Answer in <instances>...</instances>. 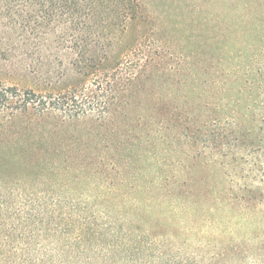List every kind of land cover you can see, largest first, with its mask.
Here are the masks:
<instances>
[{
  "label": "trees",
  "instance_id": "obj_1",
  "mask_svg": "<svg viewBox=\"0 0 264 264\" xmlns=\"http://www.w3.org/2000/svg\"><path fill=\"white\" fill-rule=\"evenodd\" d=\"M122 1L0 0V57L29 60L30 68L33 60L41 65L49 55L65 56L69 67L59 79L70 78L62 87L42 89L0 82V170L38 167L56 173L87 167L91 173L77 185L106 166L111 174V198L96 202L10 200L41 193L18 187L24 175L18 184L0 177V264H65L73 252H83L84 236L93 230H109V264H264V146L254 145L264 142L260 67L243 79L248 93L243 100L253 103L245 106L249 125L230 121L233 113L222 109L231 99L219 96L220 106L208 107L204 117L186 112L189 122L177 146L171 142L177 124L150 115L144 133L128 137L124 152L109 153L107 164L101 159L84 165L80 156L57 154L61 144L46 149L38 129L44 119L90 121L118 132L117 105L139 73L127 65L126 28L116 22L109 26V9L114 20L135 16V3L124 1L121 10ZM191 70L195 77V63ZM224 118L229 121L223 123ZM120 144L108 140L104 147L118 150ZM198 159L207 164L208 177L192 168ZM70 189L80 196L103 195ZM234 202L261 214L253 232L242 234L228 225L223 205L234 211ZM97 220L102 226L92 225Z\"/></svg>",
  "mask_w": 264,
  "mask_h": 264
},
{
  "label": "rangeland",
  "instance_id": "obj_2",
  "mask_svg": "<svg viewBox=\"0 0 264 264\" xmlns=\"http://www.w3.org/2000/svg\"><path fill=\"white\" fill-rule=\"evenodd\" d=\"M124 1L126 3L127 0ZM124 1L119 7L121 10ZM132 1L136 5L132 19L114 20L109 9V26L116 22L126 28L124 40L130 50L128 68L134 73L139 72L129 94L123 96L117 105L118 132L114 134L110 125L106 128L90 121L60 124L44 119L38 124V129L49 152L53 151L50 144H61L62 148L57 154L62 153L67 158L80 156L84 165L85 162L101 159L107 164L109 153L124 152L128 137L144 133L143 128L150 120V115L154 119L163 117L177 124L171 138L172 144L177 146L179 143H176V139L180 138L183 126L189 122L185 117L186 112L194 110L195 114L204 117L209 111L208 107L220 106L217 102L219 96L231 99L229 102L223 101L225 106L222 109V113H233V118L229 117L230 121L245 122L247 125L251 123L250 111H246L245 106H252L253 103L243 100L248 94L243 79L247 76L251 79L259 67L260 72L264 73V0ZM68 62V57L49 55L41 65L33 60V72V67L27 68V63H31L29 60L15 56L0 57V82L33 89L59 88L70 81L68 76L59 79V75L68 69ZM192 63L198 69L194 71L195 77L192 75ZM142 65L146 66L142 68ZM213 79L216 81L214 85L209 83ZM48 81L51 83L48 84ZM126 99L129 104L124 106ZM174 107L177 112L172 113ZM229 120L224 118L222 122ZM252 138L250 136L248 141ZM114 139L121 141L118 150H113L111 146L105 149L106 142L109 140L111 143ZM258 144L264 146V142H254V145ZM99 153L106 155L100 157ZM192 168L208 177L209 168L204 159H198ZM1 170L0 177H4L8 183L18 184L20 181L17 179L24 175V181L18 187L41 193L40 196H12L10 200L96 202L111 198V174L107 166L101 173H93L94 178L89 182L78 185L73 183L91 173L87 167L61 168L56 173L42 171L38 167L24 172L12 168ZM45 176L58 183L42 181ZM70 188L76 193L91 190L103 195L80 196L70 192ZM50 193L56 196H50ZM234 203V211L230 205H223L228 225L242 234L253 232L252 226H256L261 214L240 206L238 202ZM231 214L239 216L232 217ZM102 224V221L97 220L92 225ZM84 240L83 252H73L65 264H109V230L89 231Z\"/></svg>",
  "mask_w": 264,
  "mask_h": 264
}]
</instances>
